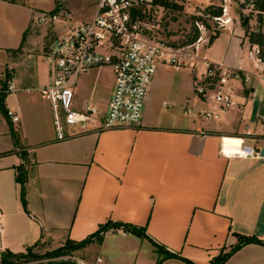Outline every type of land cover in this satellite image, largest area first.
Returning <instances> with one entry per match:
<instances>
[{"label":"crops","instance_id":"1","mask_svg":"<svg viewBox=\"0 0 264 264\" xmlns=\"http://www.w3.org/2000/svg\"><path fill=\"white\" fill-rule=\"evenodd\" d=\"M42 10L25 0H0V81L17 87L3 105L20 117L14 122L0 109V251L80 241L107 222L143 227L158 244L196 264L228 252L239 235L264 240V157L238 155L242 145L259 152L264 147V83L248 84L241 106L222 119L205 120L184 113L187 101L199 104L192 71L160 65L139 124L59 140L52 106L39 91L51 80L46 29L33 25ZM231 32L220 55L211 50L220 34L203 54L254 70L252 60L248 67L244 57L230 56L236 41L249 46L241 30ZM89 71L75 88L80 107L95 104L86 86ZM22 163L29 213L17 181ZM82 251L90 253L89 263L98 255L107 264H155L159 257L149 239L122 229ZM223 264H264V244L247 243Z\"/></svg>","mask_w":264,"mask_h":264},{"label":"built area","instance_id":"2","mask_svg":"<svg viewBox=\"0 0 264 264\" xmlns=\"http://www.w3.org/2000/svg\"><path fill=\"white\" fill-rule=\"evenodd\" d=\"M211 8H221L219 15L205 10L196 15L199 34L187 44L166 39L161 23L168 8L178 0H97L93 17L74 21L72 11L58 3L49 11H41L33 25L46 29L44 60L51 80L40 87L43 98L53 110L54 128L59 140L89 130L122 128L139 124L143 117L152 79L160 65L175 69L187 68L194 75V97L197 105L187 101L184 113L205 120H220L230 110L241 106L243 92L254 80L264 83L263 48L251 44L248 57L254 70L232 67L203 54L207 27L211 19L216 30H232V8L256 5L255 0H210ZM215 6V7H214ZM263 12V10H257ZM247 14H243L246 17ZM110 67L114 74L112 92L105 109L86 102L76 104L80 76L93 68ZM262 71V72H261ZM17 91L10 82L0 93ZM8 116L17 122L20 117L12 110ZM241 158L259 157L260 152L248 145L240 146ZM3 251H0V264ZM79 264H107L102 256L94 263L77 258ZM11 264H21L15 261Z\"/></svg>","mask_w":264,"mask_h":264},{"label":"rangeland","instance_id":"3","mask_svg":"<svg viewBox=\"0 0 264 264\" xmlns=\"http://www.w3.org/2000/svg\"><path fill=\"white\" fill-rule=\"evenodd\" d=\"M31 5H36L43 8L42 11H49V8L55 7L58 3L68 7L74 16V21L89 20L93 17L96 8L97 0H25ZM256 2L258 0H255ZM210 0H178V8H168L165 14L161 28L162 34L169 41L187 44V41L192 38L196 29L198 30L195 22L196 15L201 16V13L208 10ZM215 7V6H214ZM46 9V10H45ZM214 9V8H211ZM51 10V9H50ZM258 7L255 5L243 6L241 8L233 6L231 15L233 16L232 28L235 31L241 30L244 34V38L247 37L248 45L251 43L248 36L253 32H264V9L263 12H257ZM201 12V13H200ZM243 14H247L246 17ZM44 26L40 27L43 28ZM205 27H207L206 41L204 43V51L209 48L211 36L219 32L220 36L211 50L220 55L229 45V39L233 37V33L229 29L216 30L213 27L212 20L205 19ZM237 33V32H235ZM48 41V37L45 36V42ZM236 45H231L229 49L230 56L234 59L238 57H244L246 65L251 66V59L248 57L249 46H242L236 41ZM262 72V71H261ZM82 76V75H81ZM114 83L113 70L110 67L94 68L87 74V90L93 91L92 102L99 104L101 109H105L109 101ZM79 84V83H78ZM80 85V84H79ZM62 245H56L54 242L42 243L39 246L33 248V252L39 255H44L51 252ZM158 254V252H156ZM91 255H95L93 252ZM73 256L85 261L91 262L90 253L82 251V249L73 252ZM158 258L166 260H175V257H165L163 254H158ZM41 260L19 261L21 264H40ZM183 263V262H182ZM180 264V263H178ZM185 264V263H183Z\"/></svg>","mask_w":264,"mask_h":264},{"label":"trees","instance_id":"4","mask_svg":"<svg viewBox=\"0 0 264 264\" xmlns=\"http://www.w3.org/2000/svg\"><path fill=\"white\" fill-rule=\"evenodd\" d=\"M256 5L259 10L264 9V0H258ZM174 8H178L179 5L173 4ZM208 12L212 15H219L221 13V8L208 9ZM199 34V31L196 29L195 35L190 38L187 43L193 42ZM219 36V32L210 38V44L214 42V40ZM249 41L251 44H259L263 48V60H264V32H253L249 36ZM25 39V34L23 41ZM22 41V43H23ZM7 83H3V87L5 88ZM6 93H0V109H4V97ZM6 115L8 116V111L5 110ZM28 180V170L24 163L20 164L17 167V181L20 183V197L23 203L25 210L29 213L26 199V182ZM112 229H122L125 232H130L136 234L138 236L149 239L156 247V252L158 254H163L165 257H175L182 260L185 264H196L193 261L180 257L177 254L167 250L164 246L158 244L153 238H151L146 230L143 227H140L135 224L126 223V222H107L103 224L96 232L88 236L87 238L75 241V240H67L63 246L48 252L44 255H39L33 252V248L39 245V242L33 246L27 248L26 252L14 253L9 250L4 251L2 257V263L11 264L15 261H30V260H41L40 264H79L77 258L73 256V252L83 249L87 247L89 244L97 242L101 243L106 232ZM247 243H260L264 244V240L256 237V236H245L239 235V241L236 245H234L228 252H222L218 256L214 257L210 264H223L233 253H235L238 249H240L243 245ZM165 258L162 260L158 258L155 264H163Z\"/></svg>","mask_w":264,"mask_h":264},{"label":"water","instance_id":"5","mask_svg":"<svg viewBox=\"0 0 264 264\" xmlns=\"http://www.w3.org/2000/svg\"><path fill=\"white\" fill-rule=\"evenodd\" d=\"M260 155L264 157V147L261 149Z\"/></svg>","mask_w":264,"mask_h":264}]
</instances>
